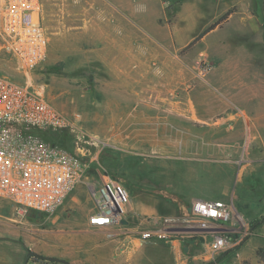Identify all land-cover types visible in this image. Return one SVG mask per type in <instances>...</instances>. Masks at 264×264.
<instances>
[{
    "label": "rangeland",
    "instance_id": "374dc122",
    "mask_svg": "<svg viewBox=\"0 0 264 264\" xmlns=\"http://www.w3.org/2000/svg\"><path fill=\"white\" fill-rule=\"evenodd\" d=\"M217 1L181 0L178 17H189L195 7L201 8L196 25L179 27L176 40H192L150 46L151 53L169 57L164 74L172 77L178 68L185 75L167 87L169 106L160 111L169 110L172 117L179 116L176 120H117L111 57L115 46L92 43L97 40L91 37L94 30L83 27L85 0H42L50 47L47 61L29 74L18 68L0 39V74L38 92L65 116H76L67 129L73 137L71 150L88 164L81 182L51 215L0 203V264H24L28 251L70 264H264V124L256 122L264 120V109H250L260 114L249 121L242 111L248 113L245 107L251 105L258 108L259 102L246 98H250L246 92L229 93L211 78L215 70L233 64L240 69L248 64L264 67V58L257 59L264 51V0ZM243 21L253 23L243 27ZM214 23L220 26L218 31L197 38ZM243 53L248 60H242ZM203 62L210 70L200 77L197 70ZM152 67L158 72L161 62L153 61ZM207 91L228 99V111L220 116L243 117L245 124L188 119L191 109L197 108L196 93L201 97ZM103 176L128 192L122 231L86 224L96 204L86 184L99 183ZM193 199L232 203L239 218L234 238H241L240 243L205 260L210 247L197 236L179 240L169 234L168 220L186 218ZM171 200L178 201V211ZM190 239L198 243L192 255L184 254L183 241ZM27 264L58 263L29 259Z\"/></svg>",
    "mask_w": 264,
    "mask_h": 264
},
{
    "label": "built area",
    "instance_id": "2783aa9c",
    "mask_svg": "<svg viewBox=\"0 0 264 264\" xmlns=\"http://www.w3.org/2000/svg\"><path fill=\"white\" fill-rule=\"evenodd\" d=\"M0 39L24 74L43 65L50 37L42 24V0H0ZM209 70L203 62L197 72L204 77ZM69 120L77 118L65 116L38 92L0 74V203L8 201L23 212L51 215L81 182L88 164L75 152L37 135L68 129ZM86 189L96 198V213L89 217V225L122 231L129 203L126 189L109 176L87 183ZM236 217L232 203L193 199L190 214L175 222L168 220L166 231L179 240L197 236L210 247L204 259L212 260L240 243L241 238H234Z\"/></svg>",
    "mask_w": 264,
    "mask_h": 264
},
{
    "label": "crops",
    "instance_id": "0c3cea01",
    "mask_svg": "<svg viewBox=\"0 0 264 264\" xmlns=\"http://www.w3.org/2000/svg\"><path fill=\"white\" fill-rule=\"evenodd\" d=\"M181 0H85V18L83 27L86 30H94L91 37H94L92 43L101 45L115 46L112 62L114 64V76L116 79L114 99L119 112L116 115L117 120H173L179 116L172 117L168 110L166 114L160 113L166 109L168 86L174 80L181 81L184 78L182 69H176L169 77L168 72L170 65L169 57L164 53L155 55L150 52V46L153 45H178L186 44L189 41L181 43L177 41L180 35L179 27L182 23L189 26L196 25L197 20L201 17L200 7H195L189 17H178ZM225 1V0H223ZM218 0L217 3H220ZM177 7L173 9L171 5ZM227 5V4H226ZM43 7V4H42ZM229 19V18H228ZM229 21V20H227ZM253 21H243V27L250 25ZM43 24V23H42ZM183 27V26H182ZM220 29L216 26L211 33ZM90 32V31H89ZM264 48V39L262 41ZM256 54V53H254ZM246 53H243L242 60L245 59ZM238 56V55H236ZM235 56V57H236ZM254 57H256L254 55ZM264 58V51L258 53L257 59ZM236 58L232 57V60ZM161 62V68L158 72L152 67L153 61ZM162 74V75H160ZM160 76H167L173 80L155 79ZM218 77V78H217ZM221 77V78H219ZM222 77H226L225 79ZM211 78L220 88H225L229 93H249L250 98L258 105L245 107L242 111L248 117L249 121L258 116L260 113L250 111L254 109H264V67H256L248 64L245 69L238 68V65L226 70H215ZM185 82V81H184ZM243 91V92H242ZM196 93V110L191 109L188 119L194 120H234L235 122L245 121L243 117L235 118L228 115L226 118L220 116L228 111V103L216 97L210 91L202 92L201 97ZM234 97V95L232 94ZM200 97V98H199ZM238 98V96H237ZM205 102H212L211 106ZM256 107V108H255ZM264 112V111H263ZM256 119V118H255ZM264 120H256L258 125H263ZM220 122L214 123L217 125ZM235 125V123H234ZM256 127V126H254ZM229 129H233L232 126ZM237 131V130H236ZM249 131V128L248 130ZM92 213L88 216L86 224L90 227L88 219L96 209L92 208ZM92 227V226H91Z\"/></svg>",
    "mask_w": 264,
    "mask_h": 264
},
{
    "label": "trees",
    "instance_id": "16d2710c",
    "mask_svg": "<svg viewBox=\"0 0 264 264\" xmlns=\"http://www.w3.org/2000/svg\"><path fill=\"white\" fill-rule=\"evenodd\" d=\"M218 23H214L210 25L203 33H201L197 38L201 39L205 34L208 32L212 31ZM262 27L264 29V21L262 22ZM37 135L47 143H50L52 145L59 146L63 149H66L67 151L72 152L71 146L73 142V137L72 135L68 132L67 129H60L58 131H39L37 132ZM163 197V196H162ZM165 198V197H164ZM178 211V201H169ZM188 213V212H187ZM187 213H183L182 215H187ZM198 243L197 239H190V240H185L183 241L182 244V251L184 254L192 255L194 252L192 248L194 247L195 243ZM191 247V248H190ZM261 257L264 260V255L261 254ZM39 261V260H35Z\"/></svg>",
    "mask_w": 264,
    "mask_h": 264
},
{
    "label": "water",
    "instance_id": "95a60500",
    "mask_svg": "<svg viewBox=\"0 0 264 264\" xmlns=\"http://www.w3.org/2000/svg\"><path fill=\"white\" fill-rule=\"evenodd\" d=\"M29 259H38V260H44V261H48V262H55L58 264H70L67 260L63 259V258H58V257H46V256H42L36 252L33 251H28L26 258L24 260V264H27V262L29 261Z\"/></svg>",
    "mask_w": 264,
    "mask_h": 264
},
{
    "label": "bare ground",
    "instance_id": "6f19581e",
    "mask_svg": "<svg viewBox=\"0 0 264 264\" xmlns=\"http://www.w3.org/2000/svg\"><path fill=\"white\" fill-rule=\"evenodd\" d=\"M242 92H243V91H242ZM151 131H152V130H151ZM151 131H150V132H151ZM170 133H171V132H170ZM173 135H174V134H173ZM172 145H173V144H172ZM171 147H172V146H171Z\"/></svg>",
    "mask_w": 264,
    "mask_h": 264
},
{
    "label": "flooded vegetation",
    "instance_id": "af4514ba",
    "mask_svg": "<svg viewBox=\"0 0 264 264\" xmlns=\"http://www.w3.org/2000/svg\"><path fill=\"white\" fill-rule=\"evenodd\" d=\"M35 260H38V259H35Z\"/></svg>",
    "mask_w": 264,
    "mask_h": 264
}]
</instances>
